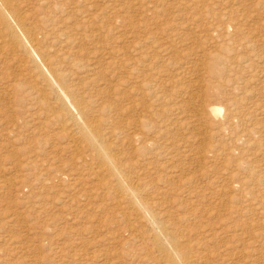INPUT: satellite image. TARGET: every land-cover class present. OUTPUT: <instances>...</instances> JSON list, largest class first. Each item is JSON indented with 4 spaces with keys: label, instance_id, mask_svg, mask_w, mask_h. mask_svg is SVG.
Wrapping results in <instances>:
<instances>
[{
    "label": "rangeland",
    "instance_id": "obj_1",
    "mask_svg": "<svg viewBox=\"0 0 264 264\" xmlns=\"http://www.w3.org/2000/svg\"><path fill=\"white\" fill-rule=\"evenodd\" d=\"M120 1L134 18L122 22L127 32L135 27L143 31L145 26L151 31L140 53L147 52L153 65L144 72L142 98L152 111L155 129L166 131L156 135L152 153L161 178L154 185L163 188L162 200L180 202L197 232L204 231L209 241L215 237L214 243L208 242L210 249L215 246L212 251L218 246H226L214 250L221 255L231 250L227 261L264 264V0ZM103 40L109 41L106 34ZM136 41L129 38L121 43L127 47L123 57H131L128 62L140 56L133 51ZM0 64V75L11 72L0 85L14 84L17 91L0 87V93L5 88L7 93L0 94V264H154L131 236H120L118 230L124 225L112 219L111 200L104 197L96 176L101 171L97 157L86 145H81L82 152L74 148L68 136L71 120L59 125L61 120L51 117L42 102L43 95L15 76L16 66L6 70ZM44 91L51 103L52 85ZM215 103L224 109L218 117L206 110ZM194 108L202 110L199 116L193 115ZM195 151L202 159L192 156ZM233 174L236 181L230 190ZM256 198L263 201V208L253 207L255 215L247 204ZM214 257L211 264L223 262L216 256L218 262L213 263Z\"/></svg>",
    "mask_w": 264,
    "mask_h": 264
},
{
    "label": "bare ground",
    "instance_id": "obj_2",
    "mask_svg": "<svg viewBox=\"0 0 264 264\" xmlns=\"http://www.w3.org/2000/svg\"><path fill=\"white\" fill-rule=\"evenodd\" d=\"M125 8L126 3L120 0H0V62L6 70H9V67L16 66L18 74L14 73L15 76L19 75L22 83H28L35 94L41 93L43 95V97L40 96L42 102L50 111L48 112L50 115L52 114L59 122L61 120L62 123L60 122L59 125L62 124L61 126L64 127V122L68 119L71 120L68 136H71V140L76 145L74 148L78 150L77 152L81 151V145H86L95 153L98 160L97 166L101 170L100 175L96 176H98L99 184L104 191V197L111 200L112 213L114 214L112 219L118 223L120 221L124 225L122 229L119 228L118 230L120 236L125 234L128 235V238L131 236V239L140 246V253H144L149 258V262L151 261L154 264H211V258L214 255L217 258L220 256L223 260L220 263L225 264L232 255L231 250L228 252L225 249L227 252H222L221 255L214 250H219V248L223 250L226 246L224 248L218 246L219 248L216 247L212 251L211 249L215 246L210 245L212 247L210 249L208 242L214 241L213 238L215 237L213 236L209 241L210 238L205 237L204 231L197 232V225L195 228L191 225V216H186V211L183 212L185 209H183L181 203L176 199L162 200L163 188L158 187L160 189L158 190L154 185L157 178L161 179L158 176L159 169L156 167L155 156L152 155L155 139L157 134L160 136L166 131L155 129L152 111L142 98L143 80L147 77L144 72L152 69L153 65L147 59L150 57V55H146L147 52L143 55H140V53L145 51L144 47L146 46H144V43L150 40L151 31L149 27L145 26L143 31L139 27H135L127 32L122 22L126 18V21L132 20L133 22L134 18H131ZM123 12L124 14H122ZM83 19L88 22H84ZM234 29L236 30V27ZM105 34L109 38L107 42L103 40ZM129 38L137 40L133 44V51L140 56L136 57L134 62L127 61L131 57H123L125 56L124 50L127 51V47H122L121 43L127 39L129 40ZM146 61L149 62L146 63ZM164 62L162 61V63ZM10 74L11 72L6 73L5 76L1 74L0 81H7ZM5 85H0V87ZM47 85H52L54 99L53 101L50 100L51 103L44 95ZM6 86L9 87V92H17L16 85L8 83ZM5 89L4 91H6ZM4 91L0 94L6 95L7 93H4ZM62 96L69 102L70 107ZM199 99L202 100L203 98ZM206 110L212 117H218L224 109L222 104L215 103L208 105ZM167 111L170 112L169 108ZM201 111L200 108H194L193 115L199 116ZM159 119L163 121L160 117ZM204 129L206 131V128ZM209 150L214 153L216 149L211 146ZM167 152L165 151V153ZM192 156H198L202 159L200 152L195 151ZM84 161L86 160L84 159ZM231 178V183H228V189L230 190L233 187L232 182L236 181L234 174ZM166 181L162 179V182ZM235 199L237 198L235 197ZM262 202L256 198L252 203H248L247 207H250L249 211L252 210L251 213L256 215L257 210L253 211V207L255 209L263 208L262 204L264 202ZM195 205L194 203L193 206ZM227 208L225 206V209ZM178 209L181 210L180 214L177 213ZM230 210H233V208ZM240 210L245 213L244 209L241 208ZM215 213L213 211V214ZM227 215L229 217V212ZM221 216L225 217V215ZM242 216L245 215L242 214ZM209 217L207 216V218ZM249 220L251 219L249 218ZM236 221H233V223H236ZM183 222L184 224L188 223L187 228L184 225L182 226ZM230 223L235 225L232 222ZM230 223L229 225L232 227ZM199 224L201 230L203 223L200 222ZM193 225L195 224L193 223ZM207 227L206 230H209V226ZM263 227L264 225L262 229ZM240 228L243 229L244 227H239L238 230ZM258 230L261 231V228L254 230L256 234ZM206 232L208 234V231ZM208 235L207 237H209ZM220 236L224 237V235ZM234 241L240 243L236 238ZM230 242L233 241L230 240ZM218 243H221V241ZM248 252L247 254H249ZM253 254L251 253L254 257ZM236 256L238 257V255ZM215 257L213 263L214 261L218 262L214 260ZM241 259L243 260V258ZM243 263H247V261Z\"/></svg>",
    "mask_w": 264,
    "mask_h": 264
}]
</instances>
